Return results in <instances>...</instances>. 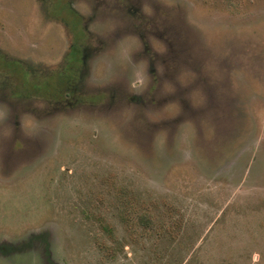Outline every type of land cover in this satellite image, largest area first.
<instances>
[{
  "label": "rangeland",
  "instance_id": "1",
  "mask_svg": "<svg viewBox=\"0 0 264 264\" xmlns=\"http://www.w3.org/2000/svg\"><path fill=\"white\" fill-rule=\"evenodd\" d=\"M0 264H264V0H0Z\"/></svg>",
  "mask_w": 264,
  "mask_h": 264
},
{
  "label": "trees",
  "instance_id": "2",
  "mask_svg": "<svg viewBox=\"0 0 264 264\" xmlns=\"http://www.w3.org/2000/svg\"><path fill=\"white\" fill-rule=\"evenodd\" d=\"M70 52H71V57H70V58L72 59V58L75 57L76 49H75L74 47H71V51H70ZM4 66H6V65H4ZM12 66H15V65L12 64ZM33 86H35V85H33ZM33 86H32V87H33ZM37 87H40L39 90H38L37 92L34 91V93H37V94H40V90H41V91H43V90L46 91V89H47V85H46V84H42V83H41V84H37ZM49 91L51 92V93H50V96H51L50 98H53V99H54V98H55V99H56V98H60V97H59V96H61V95H60V92H61L60 89H57V88L54 89V88H53V89H51V90H49ZM46 92H47V91H46Z\"/></svg>",
  "mask_w": 264,
  "mask_h": 264
}]
</instances>
